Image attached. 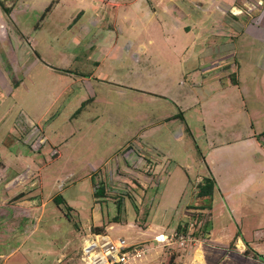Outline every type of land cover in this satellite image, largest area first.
Masks as SVG:
<instances>
[{
	"label": "rangeland",
	"instance_id": "obj_1",
	"mask_svg": "<svg viewBox=\"0 0 264 264\" xmlns=\"http://www.w3.org/2000/svg\"><path fill=\"white\" fill-rule=\"evenodd\" d=\"M214 1H3L0 264H86L87 235L108 224L129 241L171 233L191 221L213 142L232 141L215 160L223 191L216 186L213 225L264 256L253 241L264 237V151L246 141L264 131V0H224L246 8L238 20ZM200 2L214 3L210 16ZM244 179L259 182L247 187L258 197L247 213L224 191ZM100 186L106 198L95 196ZM22 191L37 208L15 206ZM119 200L121 222L110 224ZM221 240L205 246L206 264H262ZM173 253L177 264H203L193 237L156 243L137 264Z\"/></svg>",
	"mask_w": 264,
	"mask_h": 264
},
{
	"label": "crops",
	"instance_id": "obj_2",
	"mask_svg": "<svg viewBox=\"0 0 264 264\" xmlns=\"http://www.w3.org/2000/svg\"><path fill=\"white\" fill-rule=\"evenodd\" d=\"M210 2H203V3L200 2L199 3L200 6H198L199 13L202 12V13L210 16L212 14V10H214L213 9L214 3H210ZM214 2H219V4H222V6H220L221 11H222L221 13L224 14L225 17H227V16L229 17L230 16L229 18H231L232 20L233 19L238 20L239 16L245 15L243 10H246V8L240 7L236 3L227 2V1H224V0L214 1ZM211 8H212V10H211ZM1 11L2 10L0 9V18L2 20V21H0V31L2 30L3 20H4L3 19V14H2ZM215 11H216V13H214L213 17H216V18L219 19L220 14L217 12V10H215ZM246 12H248V11L246 10ZM4 23H5V21H4ZM231 28H232L231 25L229 27H227L228 30H231ZM221 54H223V52ZM214 56L217 57L218 54H215ZM233 86H234V84H227L225 88L226 89H231V88H233ZM238 86H240V84H238ZM254 132H256V131H253L252 135L249 134V138L246 139V141L258 145L264 151V143H260V140L263 137H259L258 134L256 135V133H254ZM225 143H227L226 146H216L215 143L213 142V147H211V149L209 151V157L204 156V161L207 164V168H208V175H205V176L212 177V178H214L216 180V186L219 188L220 192H222L223 189H222V187L220 185L219 178H217V174L215 172V168H216L215 160L217 159V153L221 152V150H223L222 148H224V147H226V148L227 147H233V141L232 142H225ZM223 153H231V150L230 149L229 150L226 149V151H223ZM258 174L261 175V176H264V169L261 170L260 173H258ZM202 177L203 176H201V178ZM255 184H259V182L256 181V180L253 181V180L244 179L243 182L236 184V186L231 184V187H229V188L228 187L227 188L224 187V191H226L228 193L227 196H229V197L235 196L234 193H238L240 196H238V198L236 197V200L239 201L240 210L246 211V213H247L249 211V204L246 203L247 200L258 198L254 194V192L248 191L247 187H248V185H255ZM20 193H22V197L20 199H18L19 201H17L15 203L16 207L23 208L22 205H19V204H21L23 202H28L30 204L32 203V202H30V199L28 197H26V194H24V191H22ZM242 196L244 197V201H245L244 204L241 203V200H242L241 197ZM253 197H255V198H253ZM8 202H9L8 196H4V195H2L0 193V206L8 205ZM214 203H215V197H213V208L210 211L212 224L209 227L208 232L205 234L206 237L204 236L205 238L203 237V239L202 238H200V239L196 238V240H198V242H200V249L203 252L202 253L203 254V256H202L203 264H206L207 252L210 249V247H215V248L219 247V245H217L216 242L222 241L221 240L222 238L226 239V241L224 242V245H223L224 249L237 250L240 254L245 255L244 251L247 248V245H245V243H244V241L242 239V236H240V237H238L237 239L234 240V245L232 247L229 246L230 239H232L235 236L234 234H235L236 231L234 233L233 232H229V230L227 229V226L214 227V225H213V217H214V212H216V207H218L217 205L214 206ZM33 204L34 203H32L31 206H29L30 209L31 208H37ZM221 215H222V211L219 210L217 212V216L219 217ZM219 232H221V234L217 235ZM253 241H257V242H262L263 243L264 242V237L259 238L258 240L253 238ZM205 246H207L209 249L208 250H204ZM248 257H252V256H248ZM252 258H254V257H252ZM254 259H257V258H254ZM257 261L262 263V264H264V262L259 260V259H257ZM221 263L222 262L220 261L219 264H221Z\"/></svg>",
	"mask_w": 264,
	"mask_h": 264
},
{
	"label": "built area",
	"instance_id": "obj_3",
	"mask_svg": "<svg viewBox=\"0 0 264 264\" xmlns=\"http://www.w3.org/2000/svg\"><path fill=\"white\" fill-rule=\"evenodd\" d=\"M190 240L176 230L171 233L161 231L146 241H129L126 237L110 232H90L82 246V260L86 264H137L156 243L163 247H175Z\"/></svg>",
	"mask_w": 264,
	"mask_h": 264
},
{
	"label": "trees",
	"instance_id": "obj_4",
	"mask_svg": "<svg viewBox=\"0 0 264 264\" xmlns=\"http://www.w3.org/2000/svg\"><path fill=\"white\" fill-rule=\"evenodd\" d=\"M3 1L4 0H0V5L4 7ZM50 7H49V9H50ZM258 136L264 137V131L262 133H260ZM145 189L147 191V188H145ZM215 190H216V180L212 177H209V176H203L202 180L197 185V190L195 193V196L198 198L199 203L191 204L188 206V209L192 210L188 214L191 217V221L178 225V227L176 228V231L179 234H183L186 237H193V238H197V239L204 237V235L208 232V229L212 224L210 211L213 208V204L212 205L205 204L206 203L205 199L209 198V199L213 200ZM95 196L97 198L105 197L106 196L105 186H100V188L96 190ZM21 197H22V193L18 194L16 196V199H19ZM54 199H55V202L57 203L58 206H60L62 203H64L66 205V207L68 208V210L73 209V207L67 203V200L64 198L63 195H58ZM121 203H122V201L119 200L118 201V214L114 218V220H110V224L121 222V217H122L121 216L122 215ZM206 211H208V212H206ZM207 216H208V218H207ZM148 224H149L148 222H143L141 225L144 228V227H147ZM108 225H104L102 227H100V226L95 227V228H93L92 232H94V233H106L107 232L106 228L108 227ZM240 236H242V235L240 232H238L237 235L235 236V239H237ZM246 245H247V248L244 251V254L246 256H252V257L257 258V259L264 262V256L262 254H260L259 252L255 251L253 248H251V245L248 242ZM176 260H177V254L173 253L169 256V258L165 261L164 264H177Z\"/></svg>",
	"mask_w": 264,
	"mask_h": 264
}]
</instances>
